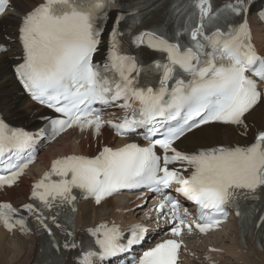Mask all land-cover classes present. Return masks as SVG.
<instances>
[{
  "label": "snow or ice",
  "instance_id": "obj_1",
  "mask_svg": "<svg viewBox=\"0 0 264 264\" xmlns=\"http://www.w3.org/2000/svg\"><path fill=\"white\" fill-rule=\"evenodd\" d=\"M207 5L208 0H196L200 23L190 29L191 45L170 42L157 31L129 35L137 48L146 46L166 54V63L149 65L124 50L118 28L121 16L116 17L108 35L105 59L94 62L108 10L117 6L115 0H42L24 14L18 29L23 58L15 73L34 101L62 117L50 121V138L71 128L81 132L91 129L92 135L98 136L107 124L118 136L144 129L148 141L147 147L126 143L116 149L105 146L92 157L65 155L54 159L31 190V199L38 200L49 214L44 215L33 203L23 205L49 236L55 235L49 220L62 229L57 221L60 213L53 215L51 210L73 206L77 199L73 189L97 205L123 190L161 193L154 210L159 217L168 209L172 227L166 234L172 237L193 231V225L181 218L177 199L163 194L173 185L178 196L197 206L194 227L201 234L215 230L226 219L228 209L237 207L241 195L255 198L258 189L264 190V131L245 145L211 146L193 152L175 147L202 125H244L243 117L261 97L247 73L264 79V58L251 42L247 21L227 32L217 30L205 36ZM7 7L8 0H0V14ZM232 11L240 14L247 9L240 5ZM198 37H204L205 42ZM153 70L159 74L158 86L142 83V74L148 81ZM177 70L186 78H176ZM97 105H116L126 114L119 121H105ZM35 142L31 133L0 120V188L16 184L35 161ZM176 164L181 167H170ZM260 219L264 223V217ZM0 224L9 232L17 227L22 233L28 231L26 217L10 203L0 202ZM146 232L141 225H134L122 243L117 226L101 223L88 230L94 248L90 245L82 250L78 264H95L128 251L143 241ZM64 247L78 245L66 242ZM180 248L179 240L165 239L143 250L132 264H178Z\"/></svg>",
  "mask_w": 264,
  "mask_h": 264
},
{
  "label": "bare ground",
  "instance_id": "obj_2",
  "mask_svg": "<svg viewBox=\"0 0 264 264\" xmlns=\"http://www.w3.org/2000/svg\"><path fill=\"white\" fill-rule=\"evenodd\" d=\"M41 2L42 0L11 1L7 12L0 20V47L6 48L0 54V105L5 117L10 122L30 129L40 126L39 118L43 113L40 108L27 102L19 94L12 76V66L16 64L15 58L20 55L17 46V33L21 20L24 14L33 10ZM260 34L261 30H256V42L264 55V38L259 39ZM243 120L244 125L241 126L210 125L204 127L180 140L178 148L181 151L193 152L200 148L217 145H245L252 140L256 132L264 131V105H257L243 117ZM115 142L118 145L125 143L123 140H116L104 127L98 136H93L92 130L65 133L38 155L37 162L25 174L18 187L0 188V202L10 203L13 206L26 203L30 191V181L40 170L47 168L52 160L76 153L92 155ZM134 203V198L126 196L110 199L97 207L92 206L91 202L79 203L76 214L77 227L82 230L114 221L128 224L130 220L128 210ZM134 220L137 222L139 218L134 217ZM228 226L229 228L213 234L215 238H220L217 249H212L206 244L211 236L193 239L190 241V245L185 247L184 256L187 259L192 258L196 263H202L203 257L207 255L212 257L213 261H218L219 264H264V239L261 249H257L250 240L241 244L236 232L233 234L235 222ZM229 231L233 234L231 237H229L231 233ZM226 242L228 243L225 244ZM200 249H202V254L197 252ZM40 250H42V246L37 239L24 236L19 230L6 231L0 226V264H31V260L39 255Z\"/></svg>",
  "mask_w": 264,
  "mask_h": 264
},
{
  "label": "rangeland",
  "instance_id": "obj_3",
  "mask_svg": "<svg viewBox=\"0 0 264 264\" xmlns=\"http://www.w3.org/2000/svg\"><path fill=\"white\" fill-rule=\"evenodd\" d=\"M219 239L220 238H211L209 241H208V243L210 244V245H212V246H217V244H218V241H219ZM226 244H227V242H226Z\"/></svg>",
  "mask_w": 264,
  "mask_h": 264
}]
</instances>
